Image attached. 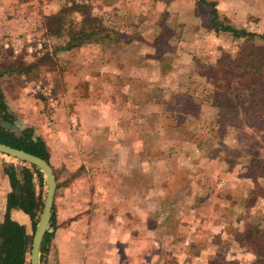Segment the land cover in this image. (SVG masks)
<instances>
[{"label":"rangeland","instance_id":"rangeland-1","mask_svg":"<svg viewBox=\"0 0 264 264\" xmlns=\"http://www.w3.org/2000/svg\"><path fill=\"white\" fill-rule=\"evenodd\" d=\"M64 1L59 14L52 13L35 24L34 43L39 42L49 52L65 48L69 39L54 33L55 28L64 22L65 30L72 34L76 28L73 19L78 23L84 16V30L98 26L105 37L99 39L103 53L99 61L97 56L94 61L103 64L112 56L117 65L128 63L131 67L125 74L130 78L137 75L144 83L118 88L111 83L105 86L103 80L97 90L92 85L86 91L74 88L75 80L80 78L69 74L74 63L68 64L69 60L64 62L56 55L45 76L55 90V104L69 113L81 110L89 114L90 104L83 98H94L98 112L110 108L107 115L93 119L99 127L106 116L115 114L116 105L108 100L106 107L96 96L117 89L128 91L126 111L131 115L125 127L131 133L126 138L130 143L137 142L139 129V138L145 143L141 156L131 159L140 162V187L146 192L140 220L144 218L147 227H156L146 231L147 251L150 244L153 251H161L162 260L166 258L161 264H264V60L259 52L264 50V38H234L229 32H216L209 3L215 4L223 23L259 34L264 32V7L250 5L258 0H161L145 7L143 14L128 16L121 7V13H108L111 0L104 6L100 0ZM244 8L247 14L239 12ZM58 15L65 17L64 21H57ZM113 34L124 47H115L111 42L107 45L106 37ZM121 34L127 35L121 38ZM107 49L112 50L108 56ZM251 60L254 69L248 66ZM59 61L66 65L60 66ZM122 68L111 73L115 77ZM85 75L81 73V77ZM32 91L43 100L36 87ZM83 93L86 95L81 97ZM134 96L139 104L138 100L133 103ZM138 105L139 112H144L139 120L133 116ZM12 117L19 129L32 127L22 116L13 113ZM2 156L10 160L4 163L16 164L19 174L22 167L31 168L27 162ZM123 156L127 158V152ZM50 161L57 183L56 215L59 208L65 207L64 186L71 176L65 164L68 160L62 161L57 152ZM83 178L78 174V180ZM86 178L88 188L95 191L96 178H91L90 172ZM78 182L74 191L81 185ZM34 184L42 203L37 212L39 219L47 193L45 176L40 182L35 174ZM130 185L136 188L137 181L131 180ZM119 198L113 200L120 202ZM101 203L106 205V201ZM130 213L138 216L134 209ZM36 224L33 226L29 220L26 232L33 235ZM48 240L41 254L39 250L38 264H44Z\"/></svg>","mask_w":264,"mask_h":264},{"label":"crops","instance_id":"crops-1","mask_svg":"<svg viewBox=\"0 0 264 264\" xmlns=\"http://www.w3.org/2000/svg\"><path fill=\"white\" fill-rule=\"evenodd\" d=\"M100 1L102 6L109 3L107 0ZM111 1L112 4H109L111 10L107 11L111 15L121 13L118 10L121 7L125 10L122 13L134 16L146 9L145 7L149 8L151 4L154 6L161 0H128L129 3L126 2L127 0ZM258 1L251 2L250 5L264 7L262 2L264 0ZM64 2V0H0V88L8 110L10 112L12 110L18 118L22 116L23 121L33 127H30L33 135L42 138L49 152L51 167L53 165L50 157L56 152L62 161L68 160L65 164L69 169L67 174L70 173L71 176L69 184L64 186L65 207L59 208L56 215L55 196L53 197L51 209L53 224L48 228L51 236L44 253V264H161L166 259L162 260L161 251H153L151 244L147 251L149 241H146V231H152L156 227H147L144 218L140 220V213L145 212L146 192L144 187H140V176L142 175L141 179L143 177V174H140V162H132L131 159L141 156L145 143L143 138L142 140L139 138L141 132L139 129L137 142L135 140L130 143L129 137L126 138L131 133L129 128L125 127L131 115L126 111L127 106L129 107L126 101L128 102L130 98L128 91L117 89L111 93L105 91L104 96L103 92L98 96H91L103 101L106 107L108 100L116 105L115 114L106 116V122L99 127L98 124L93 123V119L96 115H107L110 108L105 113L98 112L100 108H96L94 98H91L92 100L83 98L88 105L90 104L89 114L84 115L81 110L69 113L56 105L58 102L54 97L55 90L45 76L46 72L52 69L54 65L52 58L56 55L63 57L64 62L69 60L68 64H71V61L74 63L73 72L69 74L73 78L78 75L80 77L79 80H75L74 88L83 87L86 91L87 87L92 85L97 87V90L103 86L101 84L103 80L106 81L105 86L116 84L118 88L139 86L144 83L137 75L130 78L125 74L131 67L128 63L117 65L113 63L112 56H109V60L105 59L107 62L104 61L103 64L94 61L96 56L99 61L103 53L101 50L103 44L101 45L99 40L105 39L102 34H94L72 48L59 47L53 52L43 49L39 42L34 43L35 24L40 23L41 18L56 13ZM244 9L246 11L239 10V12L247 14V9ZM42 35L46 37L48 34ZM115 35L106 37L107 45L111 42L115 47H124L125 45L119 41L120 39L117 40ZM126 35L119 36L122 38ZM107 50L105 54L108 56L112 50ZM59 65L66 63L59 61ZM121 67H123L122 73L119 72L114 77L111 72L119 71ZM37 71L41 76H36ZM81 73L86 75L81 77ZM38 77H43L44 80ZM34 87L39 90L43 100L32 93ZM83 95L86 94L83 93L81 97ZM133 99V103L138 100L136 103L139 104L140 100L137 96ZM45 107L47 108L45 110H49L47 113L44 112ZM139 107L140 105L135 108L136 112L133 115L138 120L144 117V112H139ZM125 152L128 154L127 158L123 156ZM7 161L10 160L0 154V222L3 221L5 213V195L10 192L11 187L3 170V163ZM90 167L93 169L89 170ZM15 169L20 176L18 169L16 167ZM88 172L91 178L94 180L96 178L95 191L88 188L86 178ZM78 174L85 178L78 180ZM131 180L137 181L136 188L130 185ZM78 181L81 185L74 191ZM125 183L126 186L121 187ZM117 197H120V202L113 200ZM102 201H106L107 206H103ZM131 209L136 210L137 217L130 213ZM10 215L26 229L30 220L26 213L21 209L13 208ZM119 216L122 218L120 219ZM174 259L178 260L177 257ZM170 262L175 261L170 260Z\"/></svg>","mask_w":264,"mask_h":264},{"label":"trees","instance_id":"trees-1","mask_svg":"<svg viewBox=\"0 0 264 264\" xmlns=\"http://www.w3.org/2000/svg\"><path fill=\"white\" fill-rule=\"evenodd\" d=\"M201 1L204 2L205 0ZM209 5L211 6L210 14L212 15V26L216 32H229L234 38H264V32L259 34L247 31L245 29H238L228 23H223L219 19L215 4L211 2ZM57 14L59 13L57 12L53 15L55 16ZM64 19L65 17H60L59 15L57 17V21H64ZM73 22L75 23L74 27L76 26V28H74L72 34L69 32V29L68 32L65 30L66 25H64V22H61L62 25L55 28L54 33H58V36L61 35L68 37L69 42H67L66 48H72L74 46L80 45V43H83L85 40L92 37V35L102 33V30H99L98 26L97 28H90L89 31H86V29L84 30L86 22L84 16L81 22L76 23L74 19ZM259 52L262 56V59L264 60V50ZM248 66L254 69L252 60L249 61ZM217 106L220 108L221 105ZM0 117L10 122H14L12 114L9 112L6 105L1 88ZM0 142L39 156L49 163V152L45 142L41 137L34 136L33 130L30 127L23 128L20 135L8 132L4 128L0 127ZM30 165L31 168L24 166L20 169V176H18L13 164L4 163L3 166L4 173L9 180L10 186L12 188L18 187L19 194H15L14 191H11L6 196L4 218L3 221L0 222V264H29L28 257L31 249L32 234H28L22 224L11 218L10 211L13 208L21 209L29 216L33 226L37 222V212L40 211L42 203L40 200V195L35 191L34 175L36 174L38 176L40 182L44 181V176L35 165ZM52 222L53 216L51 215L48 228L51 226ZM50 236L51 234L48 232V230H46L40 244V254L44 251L46 241L50 238Z\"/></svg>","mask_w":264,"mask_h":264},{"label":"water","instance_id":"water-1","mask_svg":"<svg viewBox=\"0 0 264 264\" xmlns=\"http://www.w3.org/2000/svg\"><path fill=\"white\" fill-rule=\"evenodd\" d=\"M0 127L4 128L8 132L14 133L16 135L21 134V129H19L15 124L6 121L0 118ZM0 153L16 158L18 160L27 162L29 164L35 165L45 176L47 183V193L42 208V212L38 219V222L35 227V231L32 235L31 240V249L29 254V264H38L39 263V248L43 236L48 228L53 197L56 189L55 176L53 174L52 167L50 164L43 158L36 156L34 154L28 153L22 149L14 148L9 145L3 144L0 142ZM15 194H19L18 187L14 188Z\"/></svg>","mask_w":264,"mask_h":264}]
</instances>
